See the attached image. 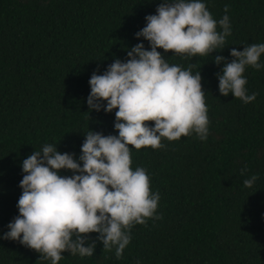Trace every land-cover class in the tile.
<instances>
[{"label": "trees", "instance_id": "trees-1", "mask_svg": "<svg viewBox=\"0 0 264 264\" xmlns=\"http://www.w3.org/2000/svg\"><path fill=\"white\" fill-rule=\"evenodd\" d=\"M163 0H0V237L19 215L22 163L34 150L54 144L81 155L89 130L118 135L115 112L90 110L89 80L103 74L138 43L135 34ZM217 21L229 16L225 48L201 57L163 53L170 65L200 70L209 134L162 139L164 147H130L132 169L142 167L156 214L131 229L120 259L96 241L91 257L62 254L58 264H264V68L246 67L245 104L219 93L216 55L264 43V0H201ZM229 5L228 13L224 12ZM218 26V31H219ZM264 64V54L260 61ZM106 103V102H104ZM248 171L241 175V169ZM62 176H71L61 170ZM258 179L251 188L244 180ZM97 233L89 234L96 240ZM18 241L0 238V264H51Z\"/></svg>", "mask_w": 264, "mask_h": 264}, {"label": "clouds", "instance_id": "clouds-1", "mask_svg": "<svg viewBox=\"0 0 264 264\" xmlns=\"http://www.w3.org/2000/svg\"><path fill=\"white\" fill-rule=\"evenodd\" d=\"M229 7L225 5V13ZM145 20L146 26L135 36L147 40L150 50L138 43L127 51L126 61L115 59L103 74L93 72L89 80V109L106 113L117 109L118 135L89 130L78 159L59 152L54 144L34 150L22 163L19 215L0 238L18 241L51 264H58L65 252L93 256L96 241L104 251L115 249L120 259L135 225L162 218L156 214L159 192H152L144 168L132 169L129 146L159 149L164 147L162 139L174 141L193 133L207 139L208 108L200 70L193 75L194 64L187 70L170 65L164 54L204 57L222 51L232 33L229 16L215 20L201 0H163L156 14ZM262 54L264 43L244 46L242 51L232 48L230 61L216 55L214 62L223 63L217 73L219 93L225 97L231 93L245 104L254 101L258 93H247L244 73L248 66L264 68L259 62ZM61 170L72 175L62 176ZM240 171L244 175L247 166ZM257 179L252 175L244 186L253 187ZM91 233L98 234L96 240Z\"/></svg>", "mask_w": 264, "mask_h": 264}]
</instances>
